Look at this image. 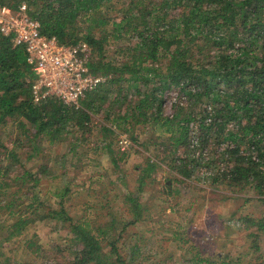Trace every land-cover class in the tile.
I'll use <instances>...</instances> for the list:
<instances>
[{"label": "trees", "instance_id": "1", "mask_svg": "<svg viewBox=\"0 0 264 264\" xmlns=\"http://www.w3.org/2000/svg\"><path fill=\"white\" fill-rule=\"evenodd\" d=\"M0 3L15 10L27 4L43 35L65 45L86 43L92 49L88 60L91 72L112 76L108 83L88 93L79 106L56 99L36 104L35 73L27 62L25 49L15 46L12 38L0 35V132L12 121L18 122L22 129L30 126L25 133L32 135V141L46 136L56 143L63 136L82 133L85 137L75 141L78 146L87 139L92 126L96 127L94 117L104 112L100 123V135L104 138L117 134L113 126L127 134L138 126L149 129L152 125L165 133V140L160 136L156 139L164 140L163 153L172 157L180 176L189 179L195 171L202 170L207 175L205 183L210 186L239 193L249 189L264 203V0H0ZM111 3L124 5L117 20L103 11ZM107 25L112 27L114 40L128 42L117 53L124 61L105 60L110 34ZM172 91L178 95L168 105L167 92ZM20 142L15 141L13 149L0 145L8 153L6 157L14 159L4 166L2 163L7 159L0 158V174L5 170L0 186H11L5 179L12 170L22 171L21 176L15 177L16 181L22 180L16 185L21 186L17 194L25 192L23 189L30 184L34 199L31 207L35 204L41 207L40 195L35 190L40 177L49 175L51 167L47 163L32 173L15 155ZM146 145L147 141L141 147ZM38 150L36 143L32 155L37 152L35 155L39 157ZM158 158H147L148 171L160 167L164 159ZM114 163L117 164L116 160ZM171 184L166 186L171 188ZM4 193L0 192V203L13 214L14 202L10 201L13 195ZM127 201L132 203L130 220L120 228L119 237L128 226L143 222L146 217L147 209L139 198L131 194ZM36 211L37 208L33 213ZM37 218L69 224L73 241L81 246L71 258L63 257L55 264H129L120 255L118 239H107V235L118 230L117 220H112L107 230L99 227L93 230L90 225L76 223L64 209H51ZM245 218L246 227L254 228L250 233L255 239L251 249L259 253L254 263L247 264H264L261 246L264 215L260 219ZM34 219L20 217L15 226L21 232ZM58 252L64 253L61 248ZM240 258L236 261L222 253L202 256L196 251L185 263L239 264Z\"/></svg>", "mask_w": 264, "mask_h": 264}, {"label": "rangeland", "instance_id": "2", "mask_svg": "<svg viewBox=\"0 0 264 264\" xmlns=\"http://www.w3.org/2000/svg\"><path fill=\"white\" fill-rule=\"evenodd\" d=\"M123 7V4L111 3L103 11L107 12V17L117 20ZM106 27L110 32L111 25ZM127 44V40H114L110 32L105 60L124 61L117 53ZM177 95V91L167 92L168 105ZM104 115L100 112L94 117L96 127L92 126L87 139L78 146L75 141L84 136L82 133L63 136L56 143H51L46 136L32 141V135L25 133L30 126L22 129L18 122L12 121L0 132V145L8 149L15 147V141H21L15 155L32 173L47 163L51 167L49 175L40 177L35 190L40 195L41 207L37 204L31 207L34 199L30 184L23 189L25 192L17 194L21 186L16 185L22 180L16 181L15 177L21 176L22 171L12 170L5 179L11 186H0V192L13 195L10 201L14 202L15 209L11 214L3 209L4 203H0V264H55L64 260L63 257L71 258L81 246L73 241L69 224L37 218L51 209H64L76 223L90 225L93 230L98 227L107 230L106 226L117 220L115 228L118 230L107 235V239H118L116 244L125 263L184 264L196 251L202 256L222 253L236 261L241 257L239 264L254 263L259 256L251 249L255 239L250 233L254 228L248 229L244 219H260L264 215V203L256 199L252 190L239 193L210 186L205 183L207 175L202 170L195 171L192 178H183L174 168L172 157L163 153L161 144L165 133L152 125L149 129L138 126L127 133L132 146L125 149L120 144L125 134L122 128L113 126L117 134L107 138L100 135ZM158 136L164 140L156 139ZM146 141V147H141ZM36 143L39 157L35 155L37 152L32 155ZM109 143L112 153L107 149ZM0 152V158L7 159L2 165L14 161L11 156L6 157L8 153L2 148ZM149 157L164 159L154 172L147 170ZM4 174L5 170L0 174V182ZM169 182L171 188L166 186ZM131 194L147 209L146 217L143 222L128 226L119 237L120 228L130 220L132 203L126 202V197ZM36 208L38 211L33 213ZM20 217H33L35 222L25 229L20 228V232L15 226ZM261 246L264 249L262 238ZM58 248L64 253H59Z\"/></svg>", "mask_w": 264, "mask_h": 264}, {"label": "built area", "instance_id": "3", "mask_svg": "<svg viewBox=\"0 0 264 264\" xmlns=\"http://www.w3.org/2000/svg\"><path fill=\"white\" fill-rule=\"evenodd\" d=\"M27 4L18 9L0 3V35L12 38L17 47L27 53V62L35 73L33 99L37 104L56 99L64 104L79 106L92 91L108 83L111 75L93 74L88 66L92 49L86 43L65 45L54 37L41 33ZM127 134L120 139L125 149L132 142Z\"/></svg>", "mask_w": 264, "mask_h": 264}]
</instances>
